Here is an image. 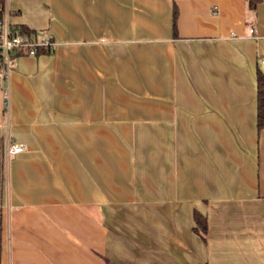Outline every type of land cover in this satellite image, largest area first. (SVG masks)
<instances>
[{
  "label": "crops",
  "instance_id": "crops-1",
  "mask_svg": "<svg viewBox=\"0 0 264 264\" xmlns=\"http://www.w3.org/2000/svg\"><path fill=\"white\" fill-rule=\"evenodd\" d=\"M4 7L55 44L0 93V264H264V0Z\"/></svg>",
  "mask_w": 264,
  "mask_h": 264
},
{
  "label": "built area",
  "instance_id": "built-area-1",
  "mask_svg": "<svg viewBox=\"0 0 264 264\" xmlns=\"http://www.w3.org/2000/svg\"><path fill=\"white\" fill-rule=\"evenodd\" d=\"M0 18V93L2 107L7 110L9 99V78L13 68V59L18 56H36L39 51L51 52L54 48V40L51 37H39L35 33H26L14 23H11L10 12L2 8ZM252 30H250L251 32ZM264 63V59H261ZM23 150L21 144L11 142L4 144L5 156L17 154Z\"/></svg>",
  "mask_w": 264,
  "mask_h": 264
},
{
  "label": "trees",
  "instance_id": "trees-1",
  "mask_svg": "<svg viewBox=\"0 0 264 264\" xmlns=\"http://www.w3.org/2000/svg\"><path fill=\"white\" fill-rule=\"evenodd\" d=\"M4 5V0H0V8ZM2 17V10H0V18ZM20 30L30 33V30L26 27L19 25ZM176 27V9L173 7L172 11V29L173 33L175 32ZM49 51H39V54H48ZM255 83H256V127L260 131L264 129V74L256 69L255 71ZM193 219L195 226L193 228L194 232L198 235H201L205 230V222L200 214L194 213Z\"/></svg>",
  "mask_w": 264,
  "mask_h": 264
},
{
  "label": "rangeland",
  "instance_id": "rangeland-1",
  "mask_svg": "<svg viewBox=\"0 0 264 264\" xmlns=\"http://www.w3.org/2000/svg\"><path fill=\"white\" fill-rule=\"evenodd\" d=\"M13 15H12V13H11V18H10V21H11V23H13ZM40 37V36H39Z\"/></svg>",
  "mask_w": 264,
  "mask_h": 264
}]
</instances>
